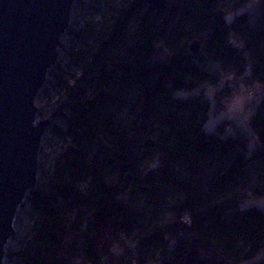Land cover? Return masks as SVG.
Segmentation results:
<instances>
[{
    "label": "trees",
    "instance_id": "trees-1",
    "mask_svg": "<svg viewBox=\"0 0 264 264\" xmlns=\"http://www.w3.org/2000/svg\"><path fill=\"white\" fill-rule=\"evenodd\" d=\"M252 1L255 23L244 11ZM105 2L102 22L70 31L85 48L81 73L64 81L66 132L54 127L66 146L30 192L21 260L264 264V211L240 208L264 197V96L248 130H206L236 87L264 86V0H167L159 15L143 0ZM121 210L127 232L113 226Z\"/></svg>",
    "mask_w": 264,
    "mask_h": 264
},
{
    "label": "water",
    "instance_id": "water-1",
    "mask_svg": "<svg viewBox=\"0 0 264 264\" xmlns=\"http://www.w3.org/2000/svg\"><path fill=\"white\" fill-rule=\"evenodd\" d=\"M76 0H0V264L14 222L38 186V159L50 120H37L36 99L57 66ZM151 14L167 0H143ZM201 43L190 51L197 54Z\"/></svg>",
    "mask_w": 264,
    "mask_h": 264
},
{
    "label": "rangeland",
    "instance_id": "rangeland-1",
    "mask_svg": "<svg viewBox=\"0 0 264 264\" xmlns=\"http://www.w3.org/2000/svg\"><path fill=\"white\" fill-rule=\"evenodd\" d=\"M105 1L76 0L71 13L69 31L62 39L58 51L59 58L57 66L50 70L47 82L36 99V106L38 108L37 120L51 121L50 130L45 133L39 151V186L44 184L48 177L51 176L57 158L66 146V139L54 131V127L59 128L62 132H66L67 129L66 119L63 115H58L60 100L64 92V81L72 82L74 76L81 73L80 54L84 50L85 45L78 38L73 37L70 31L81 32L88 23L102 22L103 16L107 13V4ZM114 1L115 3H119L122 0ZM259 6L258 1H252L244 7V11L249 13L251 23H255L259 15ZM234 19L235 14L227 16L228 23H231ZM234 90L236 93L234 92L232 98L226 103V109L218 115H214L213 113L210 115V119L206 124V130L208 132H215L218 125L223 121H231L241 129L248 130L250 118L264 96V86L258 83L252 86L242 83ZM213 91L212 88H209L207 93L212 95ZM63 114H66V112L63 111ZM155 166L156 164L152 165L151 168ZM78 187L80 190L86 191L89 187V181L80 182ZM31 196L30 193L27 195L24 204L17 212L14 222L15 236L6 245L3 264H24L20 258V254L31 238L34 225L31 216ZM60 202L63 203L62 201ZM240 208L241 210L257 208L264 211V197L248 198L241 203ZM120 214H124V220L120 222L116 220L113 226L114 228L127 232L131 213L126 210H121ZM100 226L103 229L106 227L105 216L102 217Z\"/></svg>",
    "mask_w": 264,
    "mask_h": 264
}]
</instances>
